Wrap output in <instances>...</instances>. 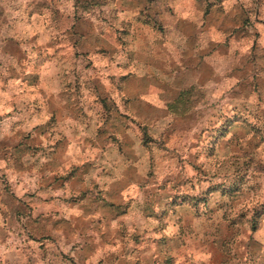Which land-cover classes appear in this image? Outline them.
<instances>
[{"label":"clouds","instance_id":"1","mask_svg":"<svg viewBox=\"0 0 264 264\" xmlns=\"http://www.w3.org/2000/svg\"><path fill=\"white\" fill-rule=\"evenodd\" d=\"M264 264V0H0V264Z\"/></svg>","mask_w":264,"mask_h":264},{"label":"rangeland","instance_id":"2","mask_svg":"<svg viewBox=\"0 0 264 264\" xmlns=\"http://www.w3.org/2000/svg\"><path fill=\"white\" fill-rule=\"evenodd\" d=\"M193 264H202L199 254L193 256Z\"/></svg>","mask_w":264,"mask_h":264}]
</instances>
